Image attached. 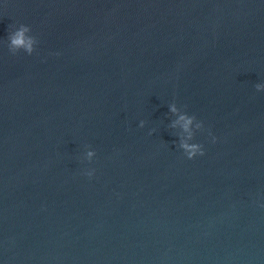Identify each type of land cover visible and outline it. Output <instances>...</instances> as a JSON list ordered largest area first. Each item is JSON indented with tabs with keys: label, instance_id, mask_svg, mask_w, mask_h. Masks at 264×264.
I'll use <instances>...</instances> for the list:
<instances>
[{
	"label": "water",
	"instance_id": "water-1",
	"mask_svg": "<svg viewBox=\"0 0 264 264\" xmlns=\"http://www.w3.org/2000/svg\"><path fill=\"white\" fill-rule=\"evenodd\" d=\"M257 83L264 0H0V264H264Z\"/></svg>",
	"mask_w": 264,
	"mask_h": 264
},
{
	"label": "clouds",
	"instance_id": "clouds-1",
	"mask_svg": "<svg viewBox=\"0 0 264 264\" xmlns=\"http://www.w3.org/2000/svg\"><path fill=\"white\" fill-rule=\"evenodd\" d=\"M31 27L29 25L21 23L18 28L10 32L8 35V47L9 50L16 54L21 49L27 54H32L35 50V45L38 43L37 38L31 35ZM255 88L259 90H264V83H257ZM170 112L177 114V118L172 122L171 127L175 128L179 125L183 132L187 133L186 137L179 138L178 146L183 150V153L187 158L192 159L197 155H204V147L198 142H192L195 136V131L203 128V121L197 120L195 115H189L185 111H180V108L176 103L169 105ZM144 121H140V127L144 126ZM211 134V133H210ZM215 137H213V142ZM95 156V150L91 149L86 152V159L91 162ZM94 169L88 170L85 174L91 178L94 174Z\"/></svg>",
	"mask_w": 264,
	"mask_h": 264
}]
</instances>
